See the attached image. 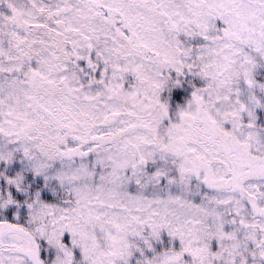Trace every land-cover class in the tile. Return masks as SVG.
<instances>
[{"label":"snow or ice","instance_id":"1","mask_svg":"<svg viewBox=\"0 0 264 264\" xmlns=\"http://www.w3.org/2000/svg\"><path fill=\"white\" fill-rule=\"evenodd\" d=\"M0 264H264V0H0Z\"/></svg>","mask_w":264,"mask_h":264}]
</instances>
